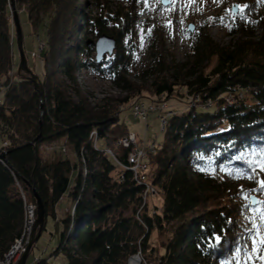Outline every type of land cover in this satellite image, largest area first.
I'll use <instances>...</instances> for the list:
<instances>
[{
  "label": "trees",
  "instance_id": "trees-1",
  "mask_svg": "<svg viewBox=\"0 0 264 264\" xmlns=\"http://www.w3.org/2000/svg\"><path fill=\"white\" fill-rule=\"evenodd\" d=\"M16 2L27 7L33 29L47 36L39 55L46 70L40 79L42 92L28 76L15 79L12 75L16 37L10 1L0 0V75L6 78L0 82L5 87L0 136L9 143L0 152V258L22 236L23 195L26 202L36 203L35 189L46 212L42 233L48 218H57L56 207L66 195L75 205L73 214L61 221L56 251L67 254L68 264H128L139 251L146 260L154 231L200 208L205 211L177 225L159 264H233L235 255L246 250L248 237L256 233L245 221L254 207L240 198L264 193V0L250 1L236 17L227 45L215 41L207 29L192 34L187 59L181 63L169 61L166 41L156 33L148 60L146 74L152 77L148 85L128 76L133 62L128 47H133L138 28L145 26L141 0H126L116 11L111 2L97 0L96 16L86 11L82 0ZM87 29L96 36L106 33L116 38L112 57L90 64L79 59L92 55L93 46L87 45L86 37L79 39L87 35ZM82 67L108 74L117 85L135 92L136 101L168 105L176 96L187 95L214 108H190L181 115L172 110L173 116H161L166 118L165 140L155 145L154 152L138 143L147 152L142 160L147 170L138 174L163 196L161 214L156 205L153 211L149 201L143 203L145 185L128 169L131 148L115 146L114 156L104 152L108 141L114 144L129 133L119 124V114L130 97L100 105L79 88L73 96L63 79L77 85ZM232 92L235 102L230 104L224 97ZM92 132L97 133L98 149ZM61 139L64 145L57 149L64 156L42 159L40 146ZM101 139L105 144L100 147ZM68 146L74 160L65 155ZM218 170L248 174L262 186L243 188L231 176L216 175ZM38 264L49 263L39 259Z\"/></svg>",
  "mask_w": 264,
  "mask_h": 264
},
{
  "label": "rangeland",
  "instance_id": "rangeland-1",
  "mask_svg": "<svg viewBox=\"0 0 264 264\" xmlns=\"http://www.w3.org/2000/svg\"><path fill=\"white\" fill-rule=\"evenodd\" d=\"M86 5V11L92 15H97V0H82ZM112 3V9L116 11L118 7L123 8L126 0H107ZM252 0H141L140 11L143 14V20H145V26L142 25L137 30L135 39L132 40L133 47L129 46L133 55V62L129 68V78L139 84L148 85L151 83L152 77L147 76V70L149 65V56L151 53V44L153 37L156 33L161 34L166 41V52L169 57V61L181 63L187 59V52L189 49L190 36L197 34L201 28L207 29L212 38L221 45H227L231 40L232 23L236 20V17L246 9V5ZM18 11L19 23L21 32L23 35V51L26 57L27 65L35 75L42 79L45 74V66L40 59V53L46 45V34L43 31H35L31 22L29 21V15L27 7L24 5H18L15 3ZM234 10H237L235 14ZM12 21V14L10 15ZM194 26V31L189 29V26ZM14 26V23H13ZM15 38V69L10 74H14V78L29 77L26 72L20 71L21 67V52L18 46L17 34L15 27L13 28ZM86 30V28L84 29ZM202 30V29H201ZM95 33V31H94ZM91 29H87V35H79V39L94 40L96 41L99 36H96ZM40 35V37H39ZM124 46L127 44H123ZM91 57L79 56L80 60H84L87 64L96 60L95 47L91 48ZM109 57V56H106ZM105 57V58H106ZM112 57V56H110ZM106 60V59H105ZM214 60L212 66L206 70L210 72L215 65ZM12 77V75H10ZM6 78L0 75V82ZM67 89L76 96L77 88H79L89 100L94 104H106L113 100H120L125 97H130L129 105L124 106L119 114V124L123 126L129 133H135L138 136L141 147L150 146L153 143L161 145L165 136L163 133L161 119L158 113L151 114L146 120H138L134 117L131 104L136 101L138 96H135V92L127 91L120 85H117L108 74H102L91 67H82L78 69L77 73V85L69 83L68 80L63 79ZM0 88H5L0 83ZM4 91V90H3ZM1 90V95L3 94ZM143 95H150L144 93ZM243 96V94H240ZM234 92L224 97L226 102L234 100ZM250 102V97L248 98ZM114 104V102H113ZM204 108L213 111L214 108L204 106L198 99L189 98V96H176L175 99L168 101V109L177 112L176 115H181L183 112H187L190 108ZM225 128L227 126H224ZM119 132V131H118ZM120 134V132H119ZM104 139H101L99 146H104ZM168 142V141H167ZM6 143L7 147L9 143L3 140L0 136V148ZM64 145V140L61 139L53 144H44L40 146L39 155L42 159L49 160L52 157H60L63 155L57 148ZM107 145L114 148V144L107 142ZM67 153L65 155L70 156L72 160L75 159V155L71 154V149L67 147ZM117 150V149H116ZM70 151V152H68ZM64 156V155H63ZM246 156V155H245ZM243 156V157H245ZM261 160V159H260ZM230 172V171H228ZM234 172V171H233ZM261 172L264 174V164ZM214 173V170L212 171ZM221 176H231L235 184H242L243 188H250L254 186L255 189H259L262 185L256 183L248 174H229L224 173L223 170H218ZM226 175V176H225ZM73 184V180L71 181ZM72 188V186H71ZM69 195H66L64 200H61L56 207L57 218L49 217L47 220L46 230L42 233L41 237L33 246L27 264H34L35 260L42 259L48 261L49 264H68V257L65 252L56 251L60 245L61 233L63 231L62 219L66 216L73 214L74 203H72ZM163 196L150 197L148 201L151 205V210H155L156 205L158 212L161 214L163 211ZM257 199L255 205H253V199ZM241 202L250 203L254 208L249 209L248 216L245 221L250 226L255 227L256 233L248 237L247 246L244 252H239L235 255L233 264H264V247L258 242L264 238V193L251 192L250 194H243L240 198ZM152 211V212H153ZM205 211L200 208L192 214H188L175 223H171L165 226L161 231H154L151 235L150 249L148 251V259L146 264H159L161 256L164 255V246L172 239L173 233L177 225L192 219L201 212ZM37 219V214H36ZM33 231V229H32ZM18 263V262H17ZM230 264V263H228Z\"/></svg>",
  "mask_w": 264,
  "mask_h": 264
},
{
  "label": "built area",
  "instance_id": "built-area-1",
  "mask_svg": "<svg viewBox=\"0 0 264 264\" xmlns=\"http://www.w3.org/2000/svg\"><path fill=\"white\" fill-rule=\"evenodd\" d=\"M42 51V50H41ZM11 75V74H10ZM5 88H0V91L4 90ZM194 99V98H193ZM198 99V98H195ZM235 102L232 100L230 104ZM229 103V102H228ZM0 105H2V95L0 92ZM132 112L134 117L138 120H146L151 114L158 113L161 116L169 117L175 114L174 111L168 109L167 103H147L145 101H136L132 106ZM161 125L164 130L166 126V118H160ZM91 140L93 141V146L95 149H98L97 146V133L92 132ZM139 140L138 136L135 133H128L126 136L120 137L114 142V146H118L122 149L131 148V152L128 157V161L131 164L129 167V171L135 173V179L140 185H145L144 195H143V203L145 204L150 197H156L158 195L155 188L149 185L144 177L139 176L138 171H145L147 170V164L143 163L142 160L147 157V152L143 148L138 146ZM156 143L148 146V151L150 153L155 151ZM6 143L0 148V152H5L6 150ZM105 154L107 156H114L113 148L108 147L105 149ZM84 173H87V169H84ZM23 200L25 202V209H26V223L25 228L23 231L22 236L15 241L11 249L6 253L2 258H0V264H17L20 260L22 255L24 254L26 247L31 239L32 229L35 224L36 214H37V204L33 202H26V199L23 195ZM39 259L35 260L34 264H38ZM146 264V260L143 257L141 251H139L136 255H133L130 259L128 264Z\"/></svg>",
  "mask_w": 264,
  "mask_h": 264
},
{
  "label": "water",
  "instance_id": "water-1",
  "mask_svg": "<svg viewBox=\"0 0 264 264\" xmlns=\"http://www.w3.org/2000/svg\"><path fill=\"white\" fill-rule=\"evenodd\" d=\"M10 1V9H11V14H12V21L14 23V27L16 29V34H17V41H18V46L20 48L21 52V67L19 73L22 71L26 72V74L29 75L28 78L32 79L35 86L40 89L42 92V86L40 79L37 75H35L31 70H29L26 57L23 51V35L21 32V27L19 23V17H18V11L16 9V0H9ZM233 12H237V10H234ZM189 29L191 31H194V26L190 25ZM87 45L89 47L94 46L95 51H96V61L97 63H101L106 56H113V54L116 51L117 47V40L114 36L109 35V34H102L98 37L96 41L94 40H87ZM2 158H5V153L2 154ZM33 192V197L36 200L37 204V219L35 220V224L33 227V231L31 233V239L26 247V250L20 260L18 261L17 264H26L28 257L30 255L31 249L33 248L34 244L37 242V240L41 237L43 228L46 223V212H45V207L43 205V202L35 189L32 190ZM257 202V199H253V205H255Z\"/></svg>",
  "mask_w": 264,
  "mask_h": 264
},
{
  "label": "snow or ice",
  "instance_id": "snow-or-ice-1",
  "mask_svg": "<svg viewBox=\"0 0 264 264\" xmlns=\"http://www.w3.org/2000/svg\"><path fill=\"white\" fill-rule=\"evenodd\" d=\"M258 242L260 243V245H261L262 247H264V238L260 239Z\"/></svg>",
  "mask_w": 264,
  "mask_h": 264
},
{
  "label": "bare ground",
  "instance_id": "bare-ground-1",
  "mask_svg": "<svg viewBox=\"0 0 264 264\" xmlns=\"http://www.w3.org/2000/svg\"><path fill=\"white\" fill-rule=\"evenodd\" d=\"M133 264H135V263L133 262Z\"/></svg>",
  "mask_w": 264,
  "mask_h": 264
}]
</instances>
